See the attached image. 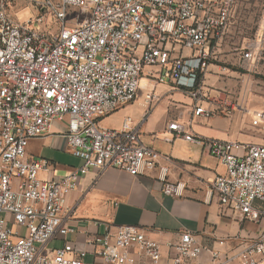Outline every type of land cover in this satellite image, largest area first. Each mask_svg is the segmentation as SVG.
<instances>
[{"label": "built area", "instance_id": "obj_1", "mask_svg": "<svg viewBox=\"0 0 264 264\" xmlns=\"http://www.w3.org/2000/svg\"><path fill=\"white\" fill-rule=\"evenodd\" d=\"M15 1L0 0V264H96L67 240L75 228L67 220L66 200L82 173L90 167L133 176L158 170L164 194L181 197L186 190L183 180L170 179L169 157L143 142L132 117L119 128L101 126V118L135 100L145 72L154 84L171 81L184 88L195 100L194 116L219 110L230 115L229 103L208 100L200 75L228 29L235 0H45L60 23L56 33L41 31L32 19L14 20L8 7ZM71 8L85 15L74 25L66 23ZM186 50L200 71L191 68ZM154 98L146 94L147 101ZM254 115L253 124L264 130V108ZM56 120L66 121L67 148L83 164L60 178H44L41 173L52 172L54 164L30 157L28 146ZM168 132L166 141L184 139L219 159L226 171L213 188L221 203L264 225V206L256 205L264 204V144L204 138L178 122ZM58 238L63 245L46 251ZM89 243L104 264L162 259V244L138 225L120 224L113 232L107 227ZM169 246V264H196L204 251L190 232ZM213 255V264H226ZM236 256L242 264H264V226Z\"/></svg>", "mask_w": 264, "mask_h": 264}, {"label": "crops", "instance_id": "obj_2", "mask_svg": "<svg viewBox=\"0 0 264 264\" xmlns=\"http://www.w3.org/2000/svg\"><path fill=\"white\" fill-rule=\"evenodd\" d=\"M148 92L155 95L152 101L146 99ZM194 106V98L184 88L171 81L154 84L145 72L135 100L101 118L104 127L119 128L126 117H132L143 142L169 157L170 179L183 180L186 190L181 197L164 194L157 178L158 170L133 176L114 167H90L82 173L78 186L66 200L67 220L75 228L67 240L87 250L88 261L104 264V259L95 255L90 239L104 233L107 227L113 232L117 225L133 224L162 244L160 264L170 263L169 244L179 242L186 232L195 235L204 247L196 264H213V252L219 253L217 260H226V264H242L237 253L259 235L264 225L245 219L221 203L213 180L226 169L206 147L181 138L168 142L165 137L170 135L169 124L178 122L187 131L204 138L255 142H243L235 136L233 114L194 116ZM66 130V121L56 120L47 135L30 140L29 156L45 158L54 164L52 172L41 173L44 178H60L83 164L67 148ZM256 205L264 206L259 201ZM63 243L60 238L52 240L48 252Z\"/></svg>", "mask_w": 264, "mask_h": 264}, {"label": "rangeland", "instance_id": "obj_3", "mask_svg": "<svg viewBox=\"0 0 264 264\" xmlns=\"http://www.w3.org/2000/svg\"><path fill=\"white\" fill-rule=\"evenodd\" d=\"M49 1L55 5L60 2ZM8 11L18 22L34 20L35 26L46 33L59 30L60 23L45 0H17ZM84 17L78 9L71 8L66 23L74 25ZM247 51L253 52L251 58L244 57ZM185 54L191 68L200 71L193 52L186 50ZM200 77L210 102L231 105L235 136L243 142L264 144V130L260 124H253L255 110L264 108V0H235L228 29L212 48L209 67ZM217 113L225 114L221 110ZM104 124L101 122V126ZM48 248L52 245L46 251Z\"/></svg>", "mask_w": 264, "mask_h": 264}]
</instances>
